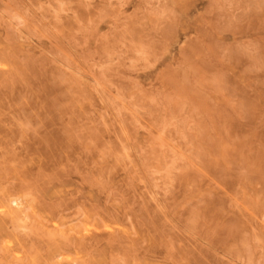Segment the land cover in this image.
<instances>
[{"label": "rangeland", "instance_id": "374dc122", "mask_svg": "<svg viewBox=\"0 0 264 264\" xmlns=\"http://www.w3.org/2000/svg\"><path fill=\"white\" fill-rule=\"evenodd\" d=\"M0 264H264V0H0Z\"/></svg>", "mask_w": 264, "mask_h": 264}, {"label": "bare ground", "instance_id": "6f19581e", "mask_svg": "<svg viewBox=\"0 0 264 264\" xmlns=\"http://www.w3.org/2000/svg\"><path fill=\"white\" fill-rule=\"evenodd\" d=\"M87 94V93H86ZM148 164V163H147ZM250 187V186H249Z\"/></svg>", "mask_w": 264, "mask_h": 264}]
</instances>
